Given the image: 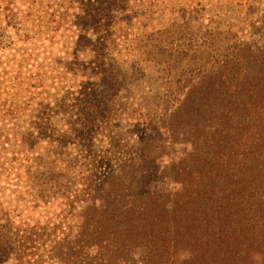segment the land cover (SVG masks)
I'll return each mask as SVG.
<instances>
[{
	"label": "rangeland",
	"instance_id": "374dc122",
	"mask_svg": "<svg viewBox=\"0 0 264 264\" xmlns=\"http://www.w3.org/2000/svg\"><path fill=\"white\" fill-rule=\"evenodd\" d=\"M109 2L0 0V199L20 197L16 220L62 219L82 175L98 165L102 182L109 161L164 131L185 77L264 46V0ZM107 28L117 47L103 55L89 39ZM9 166L18 196L2 188Z\"/></svg>",
	"mask_w": 264,
	"mask_h": 264
},
{
	"label": "trees",
	"instance_id": "16d2710c",
	"mask_svg": "<svg viewBox=\"0 0 264 264\" xmlns=\"http://www.w3.org/2000/svg\"><path fill=\"white\" fill-rule=\"evenodd\" d=\"M107 32L89 39L103 55L117 47ZM219 63L185 77L164 131L109 161L102 182L98 165L82 175L60 220L12 218L22 182L5 168L18 199H0V264H264V46ZM165 179L175 188H157Z\"/></svg>",
	"mask_w": 264,
	"mask_h": 264
}]
</instances>
